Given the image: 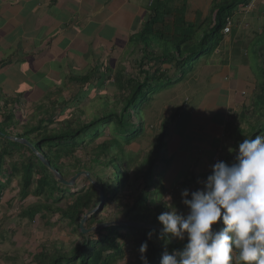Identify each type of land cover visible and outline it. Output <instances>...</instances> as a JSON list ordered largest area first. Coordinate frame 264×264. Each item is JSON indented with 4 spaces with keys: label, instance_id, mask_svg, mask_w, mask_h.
Listing matches in <instances>:
<instances>
[{
    "label": "trees",
    "instance_id": "1",
    "mask_svg": "<svg viewBox=\"0 0 264 264\" xmlns=\"http://www.w3.org/2000/svg\"><path fill=\"white\" fill-rule=\"evenodd\" d=\"M250 1L252 0H217L211 16L200 24L187 22L183 11H170L163 2L158 4L160 0H157V6L151 11L143 30L134 38V43L139 46L137 74L129 78L118 76L112 84L118 94H115V100L110 103L105 93L99 94L95 100L101 103L99 105L104 111H99L98 115L86 122L77 117V113L85 114L81 109V102L87 98L84 96L79 99L81 101L74 102L73 107H69L71 110L63 111L59 118H54L51 114L50 126H58V129H51L46 133H42V128L45 127L42 119L37 125L28 121L19 125L16 121L13 127H22V131L14 134L4 126L15 121V113L3 114L4 123L0 124V199L8 184L17 178L22 197L33 196L50 202L38 203L25 212V216L34 220L38 214H57L60 222L70 227L80 238L71 244L70 249L55 246L51 250L41 249L34 256L37 264H118L126 259L128 253L132 259L125 264H142L139 249L144 242L148 244V264H161L165 250L172 252L183 249L186 239L166 246L158 238L159 231L155 229L151 239L148 237L151 229L111 226L97 232L91 230L100 224L122 221L162 227L158 216L167 211L164 206L165 197H172L171 203L178 208V203L182 202L183 190L196 191L203 187L202 182L206 181L211 172L196 175L179 170L177 175L173 174L176 165L173 156L171 158L168 155L166 141L169 135L171 137L170 128H185L182 127V118L185 116L180 114L179 109L171 112L172 116L160 124L156 156L143 160L138 168H132L134 165L129 154H126L125 147L145 136L143 113L150 101L163 92L184 85L195 72L199 61L206 62L214 56L224 44L226 36L223 29L227 20L232 19L240 8L248 7ZM259 76L258 79L256 77V87L250 103L244 106L243 112L231 113L225 127V137L233 143L236 150L243 139L264 135V63ZM39 112L46 114L49 109ZM31 119L34 120L33 117ZM107 131L115 138L111 146L103 143L97 147L94 158L83 163L77 154L87 148V145L101 139ZM11 138L27 140L66 181L69 178L62 174V170L66 168L63 159H73L69 166L70 178L87 172L91 179L83 177L86 186L78 189L76 184L68 192L64 191L54 174L40 159L26 146ZM114 145L118 146L122 159L108 154V151L116 149ZM12 153H23L26 157L5 175V159ZM100 154L104 155V162L99 159ZM234 159L235 154L227 152L219 161L231 164ZM158 164L162 167H158ZM95 167L103 169L98 171ZM107 170L108 174L105 173ZM3 176L7 177L5 182ZM91 181L102 188L104 200L101 208L87 220L93 223L92 227H87V224L84 227L90 232L82 234L81 220L101 203L99 192ZM74 189L76 191L72 192ZM126 190L130 191L128 197L132 204L125 205L127 209L123 218L114 221L101 219V214L114 206L121 193ZM61 201H65V205L60 206Z\"/></svg>",
    "mask_w": 264,
    "mask_h": 264
},
{
    "label": "crops",
    "instance_id": "2",
    "mask_svg": "<svg viewBox=\"0 0 264 264\" xmlns=\"http://www.w3.org/2000/svg\"><path fill=\"white\" fill-rule=\"evenodd\" d=\"M186 1L171 9L165 0L158 4L183 11L187 22L201 24L211 16L217 0L203 11L192 10L193 0ZM252 1V11L239 9L235 14L251 15L261 22L264 0ZM156 6L157 0H0V111H14L21 118L27 113L29 119L37 120L43 109L68 111L83 96L87 98L81 103L90 102L92 94L108 93L107 85L112 86L118 76L130 77L127 66L139 57L134 38ZM243 20L232 34L239 33L237 28L250 27L253 19ZM250 33L256 31L239 41H246ZM238 39L228 37L223 45L232 49ZM226 58L232 59L233 53L228 51ZM222 69L218 80L212 81L208 74L205 85L197 84L194 108L182 118L185 128L171 129L168 154L176 165L174 175L179 170L210 173L215 156L221 159L234 149L225 137V127L231 113L243 112L250 103L256 76L246 66Z\"/></svg>",
    "mask_w": 264,
    "mask_h": 264
},
{
    "label": "rangeland",
    "instance_id": "3",
    "mask_svg": "<svg viewBox=\"0 0 264 264\" xmlns=\"http://www.w3.org/2000/svg\"><path fill=\"white\" fill-rule=\"evenodd\" d=\"M165 2H167V5H169L168 8L171 9L170 6H176V3H179V6L181 7L183 0H165ZM184 2L187 3L186 0H184ZM211 2L212 0H193L192 10L203 11V9H206ZM179 9L180 8L176 10ZM246 18L248 19V21H251V19H253L251 26L244 30L237 28V30H239L238 34H236L237 32L233 34L231 32V34L228 36L229 38L232 36L239 38L233 44L232 49H227L225 45L221 46L209 61H199L198 65L195 67V72H193L190 79L186 81L184 85H179L173 90L166 91L158 96H155V98L150 101V103L145 107L143 118L144 125L146 126V134L137 142H134L130 146L125 147L126 154H129V157L131 159L130 161L133 162L132 165H134V167L132 166V168H138L139 163H141L143 160H147L148 158H152L157 155L156 143L158 142V130L160 129V124L164 122V119H169L172 116L171 112H175V110L179 109L180 114L184 116L191 112V110L194 108L193 105H195V98L199 96V92L195 93L196 91H198L197 84L205 85L208 74V77L211 76L212 81L218 80L220 78L221 71H223L222 68L233 65L236 67L246 66L249 69L250 73L255 75L257 79L258 77L260 78L259 75H261L264 63V49H262L264 47V30H262V27H264V19L259 22L255 17L251 15L234 14L231 19L233 24L232 30L236 27V24L239 20H243ZM246 24H248V22ZM249 31H256V33H250L249 38H245L246 41L244 42L239 41L243 38L244 35L246 36ZM228 37H225V40H228ZM228 51L230 54L233 53V58L229 60H227L226 58ZM138 59L139 57L135 60L136 63L132 61V64H129L127 66L129 67L127 75H129L130 77L131 75H136L139 70L137 64ZM211 70H215L216 73H210ZM133 71L134 74L132 73ZM106 77L110 83L111 80L109 78V75H106ZM219 85L220 84H218V86ZM107 87L110 91L107 93L106 90L105 94L108 96L107 99H109V102L112 103L115 100L114 97L117 93L111 85H107ZM101 91H104V89ZM96 97L99 96H94L92 94L90 102L82 103L83 106L81 107V109L83 108L85 114L82 115L77 113V117L79 119L86 122L88 119L90 120L92 117L98 115L99 111H101L100 113L104 111V108L99 105L101 103L96 102ZM189 99L191 100V103H187V100ZM8 107H11V104ZM9 109L11 108H7L6 110ZM11 113H14V111ZM3 114L7 113H3L2 111H0V118L4 120L5 116ZM51 114H53L54 118H59L60 115H62V112H60L59 110L51 111V109L49 110V113L46 114L44 112H38L37 120L29 119L27 113H25L24 118L15 115L13 116V120L15 119V121L7 123L4 127L14 134L21 133L22 127L16 129L13 127V125L16 124V121L19 123V125L25 123V121L37 125V122L43 119L45 127L42 128V133H46L51 129H58V126H50L49 120ZM179 129L177 130V132L179 131ZM113 139H115L114 136L110 135L107 131L101 139L93 142L92 144H89V146L87 145V148L81 150L77 154V157L86 164L89 159L94 158V156L97 154V147H99L103 143H105V145L107 146H111L110 144L113 143ZM169 141L172 142V137H170V135L166 141V150L170 153L168 144ZM124 144L125 143H123V145ZM115 147L116 149H114V151H108V154L110 156L120 157L121 154H119L118 146ZM27 148L29 149V147ZM30 152L34 154L31 150ZM168 155L172 158V155ZM98 156H100L99 159L101 160V162H104V155L100 154ZM24 157L26 156H24L23 153H12L10 157H6L3 174L8 175L13 166L19 165L24 161ZM120 159L122 158L120 157ZM71 160H62L63 165L66 167L64 170H62V174L69 178L67 181L72 179L70 178L71 175L69 168V166L73 163ZM159 166L162 167L161 164H158V167ZM101 168L103 169V167H95V169L98 171ZM67 169L69 171H67ZM105 173L108 174L109 170L105 171ZM132 173L133 172H131V174ZM83 177L84 176H81L76 180L74 187L76 184L78 186V189L86 186V182L82 179ZM6 179L7 177L3 176L4 182L6 181ZM65 187V185H61V188H63L66 192L69 191L68 189L73 188ZM75 191V189L72 190V192ZM129 195L130 191H123L116 204H114V206L112 207L110 206V208H108L101 214V219L114 221L123 218L127 209L125 208V205L128 203L129 205L132 204V200L128 197ZM180 202L178 203L179 206L177 209L180 212L186 214L188 209L183 205L182 202ZM38 203L50 204V202L47 203L44 199H38L33 196H29L28 198L22 197L20 195L19 180L17 178L13 179L11 184H8L3 197L0 199V264H37V262L34 261V256L37 255V253H40L41 249L46 248L48 250H51L54 246L57 248L63 247L65 249H70L71 244L74 241L80 240V238L72 232L70 227H68L65 223L60 222V217L57 214H38L34 220H30L28 216H25L24 213L29 211L31 207H34ZM65 203V201H61L60 206L65 205ZM87 222L85 223V225L87 224V227H92L93 223L91 221H89L88 223ZM131 259L132 256L128 253L126 259L119 262L118 264H125L128 262V260Z\"/></svg>",
    "mask_w": 264,
    "mask_h": 264
},
{
    "label": "clouds",
    "instance_id": "4",
    "mask_svg": "<svg viewBox=\"0 0 264 264\" xmlns=\"http://www.w3.org/2000/svg\"><path fill=\"white\" fill-rule=\"evenodd\" d=\"M229 151L235 154L231 164L216 162L201 189L182 191L186 214L165 197L158 238L166 246L187 243L165 250L161 264H264V135L245 138ZM139 251L148 264L147 242Z\"/></svg>",
    "mask_w": 264,
    "mask_h": 264
},
{
    "label": "water",
    "instance_id": "5",
    "mask_svg": "<svg viewBox=\"0 0 264 264\" xmlns=\"http://www.w3.org/2000/svg\"><path fill=\"white\" fill-rule=\"evenodd\" d=\"M10 138V137H9ZM13 139L15 142L20 143L21 145L27 146L29 147V149L40 159V161L54 174L55 178L57 179L58 183L61 185H65L66 187H74V184L76 182V180L81 177L84 176L88 179H90V175L87 172H82L77 174L75 177H73L72 179H70L69 181H66L65 179H63V177L54 169L50 166V164L45 160V158L40 155L36 149L25 139H16V138H11ZM92 184L94 185V187L98 190L99 195H100V199H101V203L100 205L94 209L93 211L89 212L88 214H86L83 219L81 220L80 223V231L82 232V234H87L90 231H87L84 228L85 223L87 222V220L97 211L101 208L102 204H103V200H104V193L101 187H99L94 181H91ZM111 226H127V227H131V228H143V229H151V230H158L160 231V229L162 227L159 226H152V225H146V224H137V223H131V222H111V223H105V224H100L97 225L96 227H94L91 231L93 232H97L100 231L103 228H108ZM177 242V240H173L171 241V244L175 245Z\"/></svg>",
    "mask_w": 264,
    "mask_h": 264
},
{
    "label": "built area",
    "instance_id": "6",
    "mask_svg": "<svg viewBox=\"0 0 264 264\" xmlns=\"http://www.w3.org/2000/svg\"><path fill=\"white\" fill-rule=\"evenodd\" d=\"M252 9H253V4L249 5L248 7L244 8L242 10L243 11H252ZM232 27H233L232 20L231 19H228L227 20V24H226L225 28L223 29V34L225 36H228L229 34H231ZM218 161H219L218 156H215L214 162L216 163Z\"/></svg>",
    "mask_w": 264,
    "mask_h": 264
},
{
    "label": "bare ground",
    "instance_id": "7",
    "mask_svg": "<svg viewBox=\"0 0 264 264\" xmlns=\"http://www.w3.org/2000/svg\"><path fill=\"white\" fill-rule=\"evenodd\" d=\"M252 2H254V0Z\"/></svg>",
    "mask_w": 264,
    "mask_h": 264
}]
</instances>
